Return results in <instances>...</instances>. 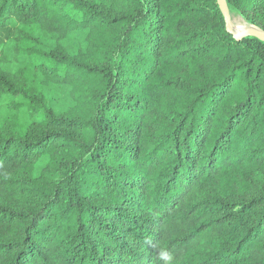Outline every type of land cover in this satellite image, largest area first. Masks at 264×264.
I'll return each instance as SVG.
<instances>
[{
    "label": "trees",
    "instance_id": "1",
    "mask_svg": "<svg viewBox=\"0 0 264 264\" xmlns=\"http://www.w3.org/2000/svg\"><path fill=\"white\" fill-rule=\"evenodd\" d=\"M227 2L264 32V0ZM108 3L0 0L2 51L88 33L48 69L69 114L0 125V264H264V42L217 0Z\"/></svg>",
    "mask_w": 264,
    "mask_h": 264
},
{
    "label": "rangeland",
    "instance_id": "2",
    "mask_svg": "<svg viewBox=\"0 0 264 264\" xmlns=\"http://www.w3.org/2000/svg\"><path fill=\"white\" fill-rule=\"evenodd\" d=\"M89 1L96 2L101 8L104 7L103 4L109 6L108 0ZM231 14L234 26L247 27L246 30L239 33L247 32L251 28L260 30L244 20L235 11H232ZM87 34V32H77L66 38L56 39L49 35L30 31L26 37L18 36L16 38L18 41L13 43V45L26 50L25 52L14 50L11 54L8 49L4 51L0 49L1 70H8L6 68L10 66L8 62L10 55H15L18 62H21L12 68L17 76L16 88L22 91V93L0 97V125L20 132L42 123L46 119L47 112H51L54 116H67L69 114L75 105L70 96V87L54 83L48 69L54 65L52 57L56 55L57 51H64L71 56L86 52L88 48ZM26 89H30L31 93H24ZM45 162V159L39 161L38 166ZM39 170L36 169L35 173L38 174ZM253 177L255 190L252 192L256 193L264 188V171L254 173ZM207 192L214 194L218 190L212 187L202 195H206Z\"/></svg>",
    "mask_w": 264,
    "mask_h": 264
},
{
    "label": "water",
    "instance_id": "3",
    "mask_svg": "<svg viewBox=\"0 0 264 264\" xmlns=\"http://www.w3.org/2000/svg\"><path fill=\"white\" fill-rule=\"evenodd\" d=\"M217 4L226 24V31L236 40L240 41L246 37H255L264 42V32L257 29L251 28L247 32L236 33L232 24V14L230 12L227 0H217Z\"/></svg>",
    "mask_w": 264,
    "mask_h": 264
},
{
    "label": "bare ground",
    "instance_id": "4",
    "mask_svg": "<svg viewBox=\"0 0 264 264\" xmlns=\"http://www.w3.org/2000/svg\"><path fill=\"white\" fill-rule=\"evenodd\" d=\"M234 21H236V20H234ZM244 23V22H243ZM234 26V25H233ZM247 29V27H241V26H234V31L236 32V33H239V32H241L242 30H246Z\"/></svg>",
    "mask_w": 264,
    "mask_h": 264
}]
</instances>
